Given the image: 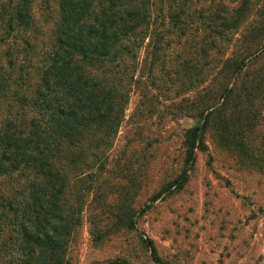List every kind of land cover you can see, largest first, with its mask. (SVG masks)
<instances>
[{"label": "trees", "instance_id": "obj_1", "mask_svg": "<svg viewBox=\"0 0 264 264\" xmlns=\"http://www.w3.org/2000/svg\"><path fill=\"white\" fill-rule=\"evenodd\" d=\"M36 1L0 0V106L9 98L0 113V264H68L80 220L66 199L69 176L108 166L110 154L98 151L112 146L140 83L128 56L151 58L153 85L172 64L182 94L192 93L181 109L198 121L183 135L184 168L151 201L188 180L209 129L264 171L255 136L264 125V0H56L46 46ZM133 217L127 208L117 215L129 228Z\"/></svg>", "mask_w": 264, "mask_h": 264}, {"label": "rangeland", "instance_id": "obj_2", "mask_svg": "<svg viewBox=\"0 0 264 264\" xmlns=\"http://www.w3.org/2000/svg\"><path fill=\"white\" fill-rule=\"evenodd\" d=\"M35 14L46 46L59 14L56 0H37ZM124 60L140 83L112 146L98 151L110 154L108 166L98 162L80 178L69 176L66 199L77 204L80 220L68 264H264V171L245 164L214 130L206 131L208 148L198 151L188 180L151 201L184 168L183 135L198 121L181 109L192 93L182 94L172 64L153 85L151 58L142 52L139 60ZM8 100L2 98L3 117ZM255 136L264 154V125ZM120 204L133 212L135 228L117 218L126 209Z\"/></svg>", "mask_w": 264, "mask_h": 264}]
</instances>
